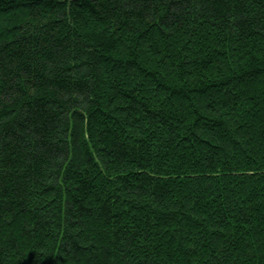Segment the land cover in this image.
<instances>
[{"label":"trees","instance_id":"16d2710c","mask_svg":"<svg viewBox=\"0 0 264 264\" xmlns=\"http://www.w3.org/2000/svg\"><path fill=\"white\" fill-rule=\"evenodd\" d=\"M0 264H264V0H0Z\"/></svg>","mask_w":264,"mask_h":264}]
</instances>
